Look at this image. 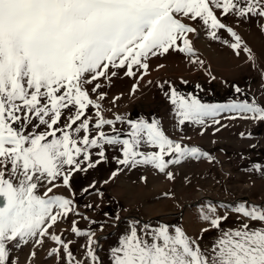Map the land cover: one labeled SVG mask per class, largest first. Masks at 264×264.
Returning <instances> with one entry per match:
<instances>
[{"label":"snow or ice","instance_id":"snow-or-ice-1","mask_svg":"<svg viewBox=\"0 0 264 264\" xmlns=\"http://www.w3.org/2000/svg\"><path fill=\"white\" fill-rule=\"evenodd\" d=\"M245 24L264 34V0H0V264H264V200L201 202L193 231L182 213L176 221L132 218L105 248L101 233L122 217L105 211L100 223L81 211L80 198L94 196L83 206L94 211L105 192L98 180L77 181L115 159L123 168L105 185L140 166L172 182L175 166L216 162L188 143L186 125L201 136L227 127L222 114L264 125V97L249 98L235 82L228 87L243 98L215 104L160 82L176 135L155 116L121 113L125 93L113 92L127 78L135 96L153 58L183 54L204 68L193 39L201 34L255 65L237 29ZM247 171L264 179V164Z\"/></svg>","mask_w":264,"mask_h":264},{"label":"rangeland","instance_id":"rangeland-1","mask_svg":"<svg viewBox=\"0 0 264 264\" xmlns=\"http://www.w3.org/2000/svg\"><path fill=\"white\" fill-rule=\"evenodd\" d=\"M237 29L256 54L255 65L247 61L244 54L236 57L227 45L201 34L193 39L199 58L205 61L204 68L191 64L183 54L167 59L153 58L149 74L141 82L142 88L135 96L127 95L133 82L131 79L125 78L116 82L113 92L125 93L118 105L119 111L137 118L155 116L163 121L169 133L176 135L178 131L173 128L175 120L170 112L171 105L157 87L163 80L174 82L183 93H195L203 103H227L233 99H242V96L228 87V83L232 82L244 89L249 98L253 94L257 99L264 97V92L261 91L264 89V34L246 24L237 25ZM161 63L165 67L158 69L157 65ZM208 72L216 76V80H211ZM149 80L153 81L151 85L147 83ZM182 80L188 83L183 84ZM197 84L201 86L200 89H196ZM227 115L229 114L219 117L221 123L227 125L219 133L214 134L216 126H213L201 136L199 126H185L184 134L191 137L188 143L210 152L216 162L175 166V181L169 182L150 167L140 166L120 171L116 178L105 185L103 181L109 179L113 171L123 168L115 159L99 166L98 170L90 172L87 177L83 174L77 177L79 184L98 180L105 192L103 203L94 211L85 210L83 207L86 203L98 202L94 196L80 198L81 211H86L87 215L100 223L108 220L102 214L105 211L113 216L119 213L122 217L119 225L111 222L106 224L101 233L103 247L115 245L126 223L132 218L150 220L153 223L176 221L182 213V222L189 231H193L197 227L196 213L201 202L264 200V179L258 173L247 171L255 163L264 164V125L242 119L229 120L225 118ZM242 132H251L252 137H241ZM252 144L256 145L255 149L249 147ZM185 176L190 183L184 180ZM142 177H147V180ZM60 191L64 192L63 189ZM165 192L170 195L165 197ZM80 227L87 228V222L80 221ZM80 242L83 243V240Z\"/></svg>","mask_w":264,"mask_h":264}]
</instances>
